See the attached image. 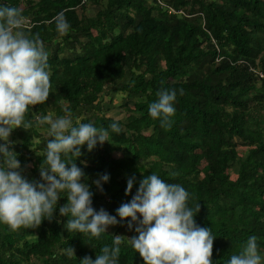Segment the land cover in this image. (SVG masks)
Masks as SVG:
<instances>
[{
  "label": "trees",
  "instance_id": "trees-1",
  "mask_svg": "<svg viewBox=\"0 0 264 264\" xmlns=\"http://www.w3.org/2000/svg\"><path fill=\"white\" fill-rule=\"evenodd\" d=\"M89 5L98 7L95 14L80 15ZM2 6L21 9L32 22L26 32L38 34L49 54L51 93L25 119L71 113L74 124L109 130V143L91 153L85 146L76 161L95 210L115 216L143 176L156 173L185 188L194 212L200 204L194 219L216 238L213 264H229L252 235L264 257V0H0ZM61 11L70 25L65 35L45 23ZM107 84L146 103L134 102L124 119L106 116L97 105ZM161 89L176 90L167 130L148 113ZM113 122L119 133L109 128ZM38 129H16L9 139L29 182H40L48 140ZM237 139L247 147L242 157ZM103 174L109 180L101 192L94 179ZM66 203L61 198L53 219L38 228L13 232L0 223V264H80L112 247L116 235L124 237L118 264H144L127 240L137 235L135 225L130 231L124 221L92 239L69 233L68 217L59 214Z\"/></svg>",
  "mask_w": 264,
  "mask_h": 264
},
{
  "label": "clouds",
  "instance_id": "clouds-1",
  "mask_svg": "<svg viewBox=\"0 0 264 264\" xmlns=\"http://www.w3.org/2000/svg\"><path fill=\"white\" fill-rule=\"evenodd\" d=\"M45 23H55L59 35L67 34L70 27L63 11ZM25 25L21 9L0 7V223L13 232L38 228L44 220L53 219L58 201L66 198L59 214L68 217L65 228L69 233L99 238L110 226L128 221V229L135 225L137 235L127 240L144 264H213L216 238L210 228L197 226L194 218L200 204L195 212L188 207L189 193L180 184L167 183L151 173L143 176L136 194L117 209L115 216L103 208H93V192L82 182L86 176L76 161L85 146L91 153L97 145L109 143V130L92 123L74 124L71 113L25 119L30 107L44 104L51 93L49 54L39 35L31 36ZM156 95L158 99L149 104L148 113L167 130L176 111V90L161 89ZM34 125H47L40 182L24 177L9 140L14 130L28 131ZM109 128L115 133L121 131L117 122ZM108 180L109 175L103 174L95 181L97 189L103 192L101 183ZM134 182V176L128 179L125 195L132 192ZM123 238L116 235L112 247H102L95 260L86 256L80 264H118ZM257 239L250 236L242 250L230 257L229 264H262ZM66 251L69 257L75 256L73 248Z\"/></svg>",
  "mask_w": 264,
  "mask_h": 264
},
{
  "label": "rangeland",
  "instance_id": "rangeland-1",
  "mask_svg": "<svg viewBox=\"0 0 264 264\" xmlns=\"http://www.w3.org/2000/svg\"><path fill=\"white\" fill-rule=\"evenodd\" d=\"M97 9H98L97 6L89 5L84 11L78 10V12L82 16L83 15L91 16L95 14ZM136 101H140L142 104L146 103L142 95H133V96L126 97V95L123 92L115 91L112 84H107L105 87V90L103 91V93L101 94L99 98V103L97 105L98 107L97 111L105 114L106 116L124 119L128 115V110L133 108L134 102ZM87 115L91 116L92 112H87ZM38 128H39L38 129L39 132H42L45 136H47L45 132L47 125H44ZM35 140H38V138H35ZM237 142H238V145L236 148H237L239 157H242L245 155L247 151V147L243 146L238 139H237ZM27 177L30 178L32 177V175L27 174ZM235 177H236V174L232 171L230 173V178L235 179ZM97 180L98 178H95L94 182ZM112 228L114 227H111V226L109 227L110 230H112ZM262 264H264V257H262Z\"/></svg>",
  "mask_w": 264,
  "mask_h": 264
},
{
  "label": "built area",
  "instance_id": "built-area-1",
  "mask_svg": "<svg viewBox=\"0 0 264 264\" xmlns=\"http://www.w3.org/2000/svg\"><path fill=\"white\" fill-rule=\"evenodd\" d=\"M32 24L31 20L29 18H26V25H25V28L26 27H30ZM260 76H263V74L260 73Z\"/></svg>",
  "mask_w": 264,
  "mask_h": 264
},
{
  "label": "crops",
  "instance_id": "crops-1",
  "mask_svg": "<svg viewBox=\"0 0 264 264\" xmlns=\"http://www.w3.org/2000/svg\"><path fill=\"white\" fill-rule=\"evenodd\" d=\"M27 175V174H26Z\"/></svg>",
  "mask_w": 264,
  "mask_h": 264
}]
</instances>
